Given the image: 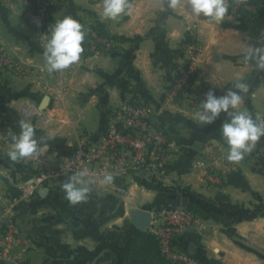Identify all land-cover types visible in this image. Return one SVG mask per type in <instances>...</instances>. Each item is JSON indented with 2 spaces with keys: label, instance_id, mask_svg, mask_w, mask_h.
Returning a JSON list of instances; mask_svg holds the SVG:
<instances>
[{
  "label": "crops",
  "instance_id": "0c3cea01",
  "mask_svg": "<svg viewBox=\"0 0 264 264\" xmlns=\"http://www.w3.org/2000/svg\"><path fill=\"white\" fill-rule=\"evenodd\" d=\"M241 2L225 0L228 12L217 23L193 15L188 0H178L175 10L168 0H128L131 14L115 21L101 20L103 0H55L50 24L39 33L17 0H0V44L34 70L26 78L0 76V215L14 204L12 215L27 242L15 262L0 264H264V149L231 168L213 165L224 181L210 187L203 173L228 152L220 131L227 117L222 113L204 126L197 116L210 89L224 95L240 80L248 92L241 93L237 110L264 121V71L244 59L249 46H264V18L242 15ZM65 16L81 23L83 51L69 68L49 72L43 45L49 26ZM89 28L118 39L111 55L88 51ZM190 42L203 47L193 86L196 104L166 107L173 68ZM134 95L153 103L156 129L179 144L175 160L158 172L129 163L128 174L113 183L119 189L91 185L86 201L70 204L62 185L71 175L48 170L66 166L79 133L102 134L114 111ZM45 97L48 104L40 109ZM22 120L35 130L38 158L13 162L9 133L19 134ZM184 201L198 223L175 237V249L189 257L175 262L163 254L151 225L161 222V209ZM145 212L151 218L147 228L140 226L147 222Z\"/></svg>",
  "mask_w": 264,
  "mask_h": 264
},
{
  "label": "built area",
  "instance_id": "2783aa9c",
  "mask_svg": "<svg viewBox=\"0 0 264 264\" xmlns=\"http://www.w3.org/2000/svg\"><path fill=\"white\" fill-rule=\"evenodd\" d=\"M25 21L39 33H44L50 24L55 0H17ZM242 3V2H241ZM240 3V4H241ZM247 10L254 11L255 6L245 4ZM86 46L92 54L111 55L119 42L116 39L102 37L94 28L86 30ZM203 51L200 43L190 42L182 47L177 58L173 79L164 94V106H180L188 103L195 106L194 83L198 77V59ZM33 67L18 58H14L0 44V76L10 74L19 78L34 75ZM153 103L140 96H130L118 107L105 131L95 137L87 131H81L77 138V147L66 166L53 167L48 175H73L87 171L92 185L101 184L106 175H112L107 189L117 190L115 179L126 176L129 163L138 170L158 172L175 160L179 150L176 140L158 131L153 123ZM5 128V118L0 115V136ZM264 149V137L250 153L241 160L255 156ZM38 158V153L34 154ZM227 154L216 156L212 167L205 168L203 179L210 187H219L224 181L221 170L213 165L220 162L223 166L233 167L236 162L227 160ZM205 165V164H203ZM211 166V165H210ZM9 203L0 215V261L15 262L26 250V240L15 221ZM162 220L151 225L156 234L163 254L175 262H188L187 254L175 249L174 239L189 227L198 223L196 215L185 206L166 207L158 212Z\"/></svg>",
  "mask_w": 264,
  "mask_h": 264
},
{
  "label": "clouds",
  "instance_id": "9594fccd",
  "mask_svg": "<svg viewBox=\"0 0 264 264\" xmlns=\"http://www.w3.org/2000/svg\"><path fill=\"white\" fill-rule=\"evenodd\" d=\"M177 3L178 0H168L167 6L175 10ZM188 7L193 15H203L209 18L210 22L217 23L222 22L228 12L225 0H188ZM131 12L128 0H103V9L99 15L102 21H115L122 14L130 15ZM47 33L50 36L43 45V56L49 72L67 69L78 62L83 51L85 34L77 19L65 16L56 20L49 26ZM244 59L255 61L256 67L264 71V46H249ZM247 92L248 85L240 80L227 88L224 95L217 96L215 90L210 89L205 99L200 102L201 111L197 113L199 122L204 126L214 123L222 113L226 115L220 131L228 147L226 158L232 162L243 159L264 137V121L260 120L259 115L253 118L247 112L237 110L242 101L241 93ZM19 127V134L9 133L13 144L7 155L13 162L33 156L38 151V140L31 122L22 120ZM87 177V171H79L63 183L64 196L70 204L75 205L89 198L92 183ZM112 180L113 176L109 174L104 176L100 183L109 184Z\"/></svg>",
  "mask_w": 264,
  "mask_h": 264
},
{
  "label": "trees",
  "instance_id": "16d2710c",
  "mask_svg": "<svg viewBox=\"0 0 264 264\" xmlns=\"http://www.w3.org/2000/svg\"><path fill=\"white\" fill-rule=\"evenodd\" d=\"M264 0H242V3L238 7V11L244 16H250L254 18H264ZM245 4L254 5L257 7L256 12L249 11L245 8ZM116 40H118L116 38Z\"/></svg>",
  "mask_w": 264,
  "mask_h": 264
},
{
  "label": "water",
  "instance_id": "95a60500",
  "mask_svg": "<svg viewBox=\"0 0 264 264\" xmlns=\"http://www.w3.org/2000/svg\"><path fill=\"white\" fill-rule=\"evenodd\" d=\"M48 101H49V97H45L40 105V109H44L47 104H48ZM155 119V118H153ZM1 177V176H0ZM186 202L184 201L182 204H177V205H174V207H177V206H185ZM144 213V212H143ZM148 217H147V222L145 224H140L141 227H148L150 225V222H151V218L149 217L150 216V213L149 212H145Z\"/></svg>",
  "mask_w": 264,
  "mask_h": 264
},
{
  "label": "rangeland",
  "instance_id": "374dc122",
  "mask_svg": "<svg viewBox=\"0 0 264 264\" xmlns=\"http://www.w3.org/2000/svg\"><path fill=\"white\" fill-rule=\"evenodd\" d=\"M252 158H254V156H252V157H250V158H247V160H251ZM230 233H232V232L230 231Z\"/></svg>",
  "mask_w": 264,
  "mask_h": 264
}]
</instances>
